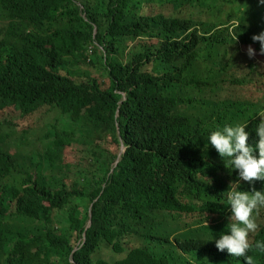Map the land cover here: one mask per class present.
I'll return each instance as SVG.
<instances>
[{
  "label": "trees",
  "instance_id": "16d2710c",
  "mask_svg": "<svg viewBox=\"0 0 264 264\" xmlns=\"http://www.w3.org/2000/svg\"><path fill=\"white\" fill-rule=\"evenodd\" d=\"M263 14L264 0H0V264H244L214 245L236 170L204 146L226 123L258 139L264 95L245 93L264 87Z\"/></svg>",
  "mask_w": 264,
  "mask_h": 264
},
{
  "label": "clouds",
  "instance_id": "9594fccd",
  "mask_svg": "<svg viewBox=\"0 0 264 264\" xmlns=\"http://www.w3.org/2000/svg\"><path fill=\"white\" fill-rule=\"evenodd\" d=\"M236 39V37H235ZM253 42H259V53L264 54V31L253 34ZM247 55L254 54L253 48L248 46ZM245 123H233L216 126L207 135L205 149L210 144L219 157L224 167L236 170L238 179L230 181L223 192L225 204L230 215L226 231L215 238L214 245L218 251L226 250L227 253L243 257L244 264H254L253 257L246 255L249 249H256L264 253V241L257 240L254 244L249 242V233L257 230L254 219V210L264 207V184L258 190L254 188V181L264 182V117L255 125V143H246L249 133L245 131ZM241 181L247 182L248 190H242ZM213 237L210 239L212 240Z\"/></svg>",
  "mask_w": 264,
  "mask_h": 264
},
{
  "label": "rangeland",
  "instance_id": "374dc122",
  "mask_svg": "<svg viewBox=\"0 0 264 264\" xmlns=\"http://www.w3.org/2000/svg\"><path fill=\"white\" fill-rule=\"evenodd\" d=\"M245 3V2H244ZM247 4V3H246ZM248 4H249V6H248V8H247V10H246V12H245V19L247 20V21H249V19H251L252 18V16L254 15V10L250 7L251 6V3L250 2H248ZM224 9H226V10H228V9H230V7L229 6H225L224 7ZM248 9H250V11H248ZM222 17H223V15L222 14H220ZM262 20H264V14H263V16H262ZM248 23V22H247ZM243 49V48H242ZM232 51H233V49H232ZM242 53V52H241ZM245 54L247 53V52H244ZM246 56H247V54H246ZM252 56H256V54L254 53ZM248 58L249 57H246V58H242V59H244V60H239V62L240 63H242V64H247V62H248ZM251 58V57H250ZM260 57L258 56L257 57V60L259 61V60H261V58L259 59ZM256 59V58H255ZM257 61V62H258ZM244 62V63H243ZM203 67V64L201 63V68ZM262 88H264V87H262ZM262 88H259V86H255V87H251V88H249L248 90H246L247 92L245 93L248 97L249 96H252L253 98L252 99H256V100H258V99H260L261 98V96L262 95H264V89H262ZM261 89V90H260ZM190 112H193L194 114H196V115H198L199 113H200V110H199V107L197 108V109H194V110H190ZM52 118H53V116H47L45 119H44V122H48V121H51L52 120ZM32 138H33V136H32ZM95 140H96V142H98L99 140H101L100 138V136L99 135H95L94 137H93ZM37 145H38V143H36ZM33 147H34V144L33 145H30V146H27V148L28 149H33ZM106 255H108V250H104L103 252H102V256H106Z\"/></svg>",
  "mask_w": 264,
  "mask_h": 264
},
{
  "label": "water",
  "instance_id": "95a60500",
  "mask_svg": "<svg viewBox=\"0 0 264 264\" xmlns=\"http://www.w3.org/2000/svg\"><path fill=\"white\" fill-rule=\"evenodd\" d=\"M94 31H95V29H94ZM118 132H119V128H118ZM124 151H125V146H124V143L122 142V146H121L118 158H117L115 163H117L118 159L120 158V155L123 154ZM91 214H92V204H91L90 209H89V216H91ZM90 222L91 221L89 220L88 224H90Z\"/></svg>",
  "mask_w": 264,
  "mask_h": 264
},
{
  "label": "bare ground",
  "instance_id": "6f19581e",
  "mask_svg": "<svg viewBox=\"0 0 264 264\" xmlns=\"http://www.w3.org/2000/svg\"><path fill=\"white\" fill-rule=\"evenodd\" d=\"M96 5V4H95ZM94 5V6H95ZM117 11V10H116ZM124 11V10H123ZM123 13V12H122ZM26 19V18H25ZM27 20V19H26ZM206 23V22H205ZM205 40V39H204ZM137 58V57H136ZM130 74V73H129ZM166 77V76H165ZM143 79V78H142ZM169 79V78H168ZM143 86V85H142ZM263 89V88H262ZM261 90V89H260ZM195 93H196V91H195ZM210 94V93H209ZM208 94V95H209ZM207 95V94H206ZM148 97V96H147ZM251 109V108H250ZM36 135V134H35ZM22 136V135H21ZM264 212V211H263ZM211 221V220H210ZM182 222V221H181ZM261 227V226H260ZM182 229V228H181ZM262 229V228H261ZM183 234V233H182ZM187 234V233H186ZM188 235V234H187ZM203 243H204V241H203ZM207 243V242H206ZM190 246V245H189ZM202 246V245H201ZM202 248V247H201ZM191 249V248H190ZM193 249V248H192ZM173 253V252H172ZM256 257H257V255H256ZM175 259V258H174ZM260 259V258H259ZM255 261V260H254ZM1 262V261H0ZM204 264H206V263H204Z\"/></svg>",
  "mask_w": 264,
  "mask_h": 264
}]
</instances>
